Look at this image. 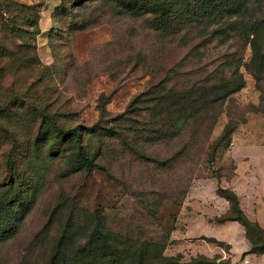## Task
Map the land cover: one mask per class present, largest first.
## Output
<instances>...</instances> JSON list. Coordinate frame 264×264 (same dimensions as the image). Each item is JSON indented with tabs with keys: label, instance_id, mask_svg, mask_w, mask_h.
<instances>
[{
	"label": "rangeland",
	"instance_id": "rangeland-1",
	"mask_svg": "<svg viewBox=\"0 0 264 264\" xmlns=\"http://www.w3.org/2000/svg\"><path fill=\"white\" fill-rule=\"evenodd\" d=\"M18 1L44 3L37 52L40 62L51 69L45 71L47 78L35 93L43 102L52 101L51 113H58L65 127L80 126L88 132L101 117L103 95L107 115H118L139 92L164 80L169 69L185 59L178 70L187 73L190 83L220 68L231 76L241 61L245 86L222 106L211 134V140L217 139L232 119L237 128L231 145L218 152L212 165L199 166L181 206L175 204L176 175L156 163L158 156L171 157L173 147L144 141L132 144L133 132L128 130L117 129L123 137L102 131L86 135L92 152L103 150L92 174L83 170L63 176L68 165L63 155L20 163L19 169L38 179L32 180L27 192L35 191L36 196L17 234L0 241V264H47L70 214L60 212L66 205L80 214L82 209L99 211L115 232L160 242L165 255L183 261L204 255L212 264H264V254L249 252L245 227L229 220L235 216L231 204L217 192L218 186L234 190L245 215L264 228V63L252 62L251 47L239 39L223 44L217 39H195L194 31L169 44L142 18L107 16L98 25L81 29L90 10H61L51 19L61 0ZM183 79L173 78L170 83L180 85ZM32 120L19 129L10 128L6 136L16 139L6 148L31 156L40 134L39 123ZM48 147L43 145L44 150Z\"/></svg>",
	"mask_w": 264,
	"mask_h": 264
},
{
	"label": "trees",
	"instance_id": "trees-1",
	"mask_svg": "<svg viewBox=\"0 0 264 264\" xmlns=\"http://www.w3.org/2000/svg\"><path fill=\"white\" fill-rule=\"evenodd\" d=\"M43 6V2L0 0V241L17 234L36 196L35 191L27 192L37 177L19 169V164L33 160L41 163L63 155L68 164L63 176L83 170L92 174L99 166L97 160L103 150L98 147L92 152L85 138L101 131L115 137H123V129L133 132L132 144L144 141L171 145V157L158 156L156 163L161 170L169 168L176 175L175 204L181 206L199 166L212 165L218 152L231 145L237 128L232 119L217 139L211 140V134L223 113L222 106L245 86L240 71L243 63L236 65L231 76L224 75L220 68L190 83L187 73L178 70L185 59L170 68L164 80L139 92L118 115H107L103 95L101 117L88 132L80 126L65 127L61 116L51 113L52 101L47 98L43 102L35 93L47 78L45 71L51 69L40 62L37 52ZM75 8L90 10L80 24L81 29L98 25L107 16L142 18L169 44L184 40L190 31L195 32V39H217L222 44L239 39L251 47L252 62L261 59L264 63V0H61L51 19L58 11L73 13ZM181 76L184 79L180 85L170 83ZM31 117L39 123L40 130L31 156L6 148L5 144L12 139L6 136L10 128L19 129ZM15 139L16 136L12 140ZM44 144L49 145L47 150ZM217 192L231 204L235 216L228 217L229 220L245 227L251 242L249 252L264 254V228L245 215L234 190L218 186ZM62 209L70 214L55 238L47 264H212L204 255L183 261L179 256L165 255V245L160 242L115 232L99 211L82 209L84 213L80 214L73 205L61 207L60 212Z\"/></svg>",
	"mask_w": 264,
	"mask_h": 264
},
{
	"label": "crops",
	"instance_id": "crops-1",
	"mask_svg": "<svg viewBox=\"0 0 264 264\" xmlns=\"http://www.w3.org/2000/svg\"><path fill=\"white\" fill-rule=\"evenodd\" d=\"M53 11V10H52ZM52 11H51V13H52Z\"/></svg>",
	"mask_w": 264,
	"mask_h": 264
}]
</instances>
